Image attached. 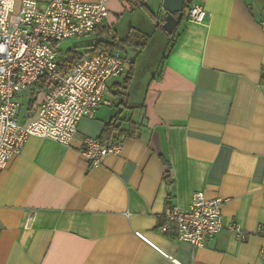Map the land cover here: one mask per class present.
<instances>
[{
    "label": "crops",
    "instance_id": "obj_1",
    "mask_svg": "<svg viewBox=\"0 0 264 264\" xmlns=\"http://www.w3.org/2000/svg\"><path fill=\"white\" fill-rule=\"evenodd\" d=\"M161 1L158 17L148 0H111L105 26L91 34L121 40L138 30L150 44L149 24L160 30L166 16ZM194 1L206 19L194 23L186 10L172 46H159L156 75L137 83V55L149 44L139 54L117 50L130 63L108 82V105L81 119L70 145L31 136L0 170V264H264V2ZM40 84L15 98L21 125L36 117ZM111 123L133 134L105 130ZM86 138L121 151L92 168L81 153ZM196 192L224 201L223 229L203 248L178 241L174 228L158 231L165 208L187 210Z\"/></svg>",
    "mask_w": 264,
    "mask_h": 264
},
{
    "label": "built area",
    "instance_id": "obj_2",
    "mask_svg": "<svg viewBox=\"0 0 264 264\" xmlns=\"http://www.w3.org/2000/svg\"><path fill=\"white\" fill-rule=\"evenodd\" d=\"M109 1L52 0L40 7L35 0H21L18 5L14 0H0V170L20 154L31 136L69 146L81 119L92 118L99 108L108 105L104 99L107 84L125 72L130 60L117 50H102L79 55L74 64L61 66L56 43L89 35L105 26ZM187 13L194 23L207 17L205 9L194 0L188 3ZM261 79L264 90V68ZM42 80L45 91L36 117L21 125L15 98ZM120 151L119 143L103 146L98 139L86 138L81 153L92 168H97L107 156L119 155ZM223 202L196 192L187 210L165 208L158 231L166 234L174 228L178 241L203 248L223 229ZM31 222L30 215L25 227ZM228 230L240 233L238 224L230 225ZM259 256L264 260V248Z\"/></svg>",
    "mask_w": 264,
    "mask_h": 264
},
{
    "label": "rangeland",
    "instance_id": "obj_3",
    "mask_svg": "<svg viewBox=\"0 0 264 264\" xmlns=\"http://www.w3.org/2000/svg\"><path fill=\"white\" fill-rule=\"evenodd\" d=\"M154 1L155 0H148V4L151 7L150 9L152 13L155 16L159 17V4L154 3ZM137 15H139V13L135 12L134 13L135 22L142 20L140 16L138 17ZM261 16L264 17V10ZM147 23L150 22L148 21ZM149 25H150V33H151V43L149 44V46L145 51L137 55V70L139 69L141 71V78L140 77L138 79L136 78L137 83H139L140 80H142V82H146L149 80L148 78H151L152 76L158 73L159 64H158V60L156 59L159 53L162 54V50L159 51V46L162 44L165 45L166 42L164 33L160 30H156L152 23ZM138 26H141V28H143L140 22ZM118 32L121 36H123L124 31L122 28H119ZM115 34H116L115 31L111 32V35H115ZM106 39H108L106 33L102 34V37H97L95 34H89L83 37H74L57 42L56 49L62 55L63 53H65L68 50H71L72 48H77V53L79 54L80 52L83 53L87 52L88 50L91 49L90 46H95L98 41H105ZM107 97L115 104H118L119 100H121L120 99L121 97L115 98V94L114 95L110 94Z\"/></svg>",
    "mask_w": 264,
    "mask_h": 264
},
{
    "label": "trees",
    "instance_id": "obj_4",
    "mask_svg": "<svg viewBox=\"0 0 264 264\" xmlns=\"http://www.w3.org/2000/svg\"><path fill=\"white\" fill-rule=\"evenodd\" d=\"M185 2L186 3L184 6L183 14L186 13V10L188 9V3L190 2V0H185ZM263 2H264V0H263ZM142 8H143L142 11L144 13H146L150 19H152L150 14L146 11V9L144 7H142ZM163 22H164V20H162V22L159 23L160 25H157V28H159L164 33V35L167 39V45L172 46L173 42L175 41L176 36H175L174 32L171 35L165 34L164 30L161 28V24H163ZM149 40H150L149 35H146V34L140 32L138 30H131V31H129V33L127 34V36L124 39L119 40L116 37H109L108 41H98L95 46H90L92 49L87 51V53H94L95 54L96 50L98 48H100L99 51L134 49L139 54L147 47V45L149 44ZM79 55H81V54L77 53V48H72L71 50L66 51L65 53H63L61 55L60 65L64 66V65L74 64L77 61ZM159 77H160V72H159L158 78ZM131 78H132V68L129 71V73L124 77V79L122 81L123 85H125L123 88L124 90L126 89V86H128ZM39 83H41L40 89H43V87L45 86V81L42 80ZM123 96L127 97L126 93H124ZM116 119H117V117H116ZM127 122L130 123L131 128H134V129L136 128V125L132 124L130 120H127ZM105 130L118 131L119 132V125H117V123H111V124L107 125V128ZM131 131L133 132L134 130L131 129ZM126 132H129L128 135L133 134L130 132V130L129 131H121V132H119V134L122 135L123 133H126Z\"/></svg>",
    "mask_w": 264,
    "mask_h": 264
},
{
    "label": "water",
    "instance_id": "obj_5",
    "mask_svg": "<svg viewBox=\"0 0 264 264\" xmlns=\"http://www.w3.org/2000/svg\"><path fill=\"white\" fill-rule=\"evenodd\" d=\"M184 2L185 0H162L161 1V8L166 14L162 28L166 34L168 35L172 34V32L175 30L177 25L182 20Z\"/></svg>",
    "mask_w": 264,
    "mask_h": 264
}]
</instances>
